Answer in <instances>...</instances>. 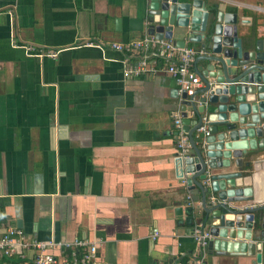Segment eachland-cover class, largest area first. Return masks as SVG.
I'll use <instances>...</instances> for the list:
<instances>
[{"label": "crops", "instance_id": "obj_1", "mask_svg": "<svg viewBox=\"0 0 264 264\" xmlns=\"http://www.w3.org/2000/svg\"><path fill=\"white\" fill-rule=\"evenodd\" d=\"M204 2L236 13L240 32L264 37V0ZM148 3L0 0V234L95 240L103 264H172L196 252L190 233L202 221L195 213L190 224L183 211L188 191L175 165L171 114L181 93L165 73L124 77L121 52L110 47L150 34ZM258 163L253 186L264 178ZM253 259L207 249L204 262Z\"/></svg>", "mask_w": 264, "mask_h": 264}, {"label": "water", "instance_id": "obj_2", "mask_svg": "<svg viewBox=\"0 0 264 264\" xmlns=\"http://www.w3.org/2000/svg\"><path fill=\"white\" fill-rule=\"evenodd\" d=\"M148 16L150 34L174 38L179 46L196 42L201 49L193 68L202 85L180 94L190 143L187 154L175 158L188 191L183 211L190 224L200 214L211 236L206 250L248 254L264 264V178L248 184L264 161V37L240 32L236 13L218 4L207 8L204 0H149ZM202 117L206 134L197 131ZM252 153L260 157L245 162ZM254 191L260 199L247 204Z\"/></svg>", "mask_w": 264, "mask_h": 264}, {"label": "built area", "instance_id": "obj_3", "mask_svg": "<svg viewBox=\"0 0 264 264\" xmlns=\"http://www.w3.org/2000/svg\"><path fill=\"white\" fill-rule=\"evenodd\" d=\"M12 46L23 47L30 56H41L43 52H34L30 45H21L11 40ZM121 52L122 75L126 78L144 74L165 73L173 77L179 93L191 95L201 84L193 68L195 56L201 51L193 46H178L169 38H158L146 34L142 38L126 44L112 43L110 46ZM56 51L47 50L45 55L56 56ZM178 155H186L189 148V137L183 127L180 110L171 114ZM197 128L207 133L205 117ZM156 233V232H155ZM191 237L197 247L196 252L176 259L172 264H205L206 245L210 239L207 230L194 225ZM31 250L33 254L26 258L22 250ZM17 257V263L13 258ZM103 264L98 253V241L85 238L73 240H36L26 238L19 228H7L0 234V264Z\"/></svg>", "mask_w": 264, "mask_h": 264}]
</instances>
